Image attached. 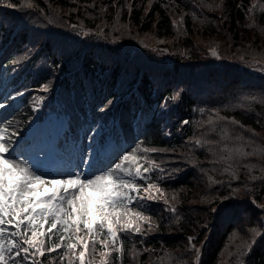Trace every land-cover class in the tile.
I'll return each instance as SVG.
<instances>
[{
    "label": "trees",
    "instance_id": "16d2710c",
    "mask_svg": "<svg viewBox=\"0 0 264 264\" xmlns=\"http://www.w3.org/2000/svg\"><path fill=\"white\" fill-rule=\"evenodd\" d=\"M29 2L31 9L0 6V80L7 120L20 137L36 119L59 116L65 124L55 140L59 157L74 152L70 143L80 144L86 133V140L94 137L97 170L136 144L167 150L145 155L166 170L151 176L177 211L144 202L157 225L146 235L128 234L116 251L97 243L88 259L264 264V182L243 168L239 180L232 178L211 162L208 146L191 143L219 113L226 121L218 123L235 119L228 127L245 138L230 146L264 147V0H21ZM106 99L111 106L98 111ZM244 162L255 164L251 175H264L261 156ZM102 251L110 254L101 257ZM34 259L71 264L63 247Z\"/></svg>",
    "mask_w": 264,
    "mask_h": 264
},
{
    "label": "snow or ice",
    "instance_id": "6c2138e0",
    "mask_svg": "<svg viewBox=\"0 0 264 264\" xmlns=\"http://www.w3.org/2000/svg\"><path fill=\"white\" fill-rule=\"evenodd\" d=\"M0 6L33 8L32 3L21 4V0H0ZM212 54L216 55L215 50ZM41 91L48 92L49 86L43 85ZM43 100L44 97H38L33 104L38 106ZM111 104L112 101L106 99L98 111L106 112ZM4 107L0 104V108ZM225 121L226 117L219 113L215 119L209 116L206 132L191 143L201 149L208 146V151L215 157L211 162L223 165L219 171L232 178L239 180L237 169L243 168L249 172L252 181L264 182V175H251L255 164L244 162L258 155L264 158V147H252L251 141L246 142L248 147H252L251 151L245 150L244 143L230 146L244 142L245 138L228 127V124H238L235 119L227 124L218 123ZM13 124L12 120L0 123V264H22L29 260L31 264H37L34 257L62 247L70 253L71 264H93L88 258L95 255L97 243L104 249L116 251L117 243H122L128 234L146 235L157 225L151 215L144 213V202H163L169 206L168 211H177L170 205L168 193L151 176L153 172L164 173L166 170L145 155L167 152L166 149H141L140 144H136L133 149L119 155L117 162L96 173L84 175L70 171L60 177L46 178L38 173L25 151H20V132L13 128ZM208 133L214 134L213 138H203ZM93 139L89 137L90 141ZM87 147L94 155L93 144L89 143ZM32 159L38 161V156ZM260 171L264 172V164ZM209 181L220 183L212 181L211 176ZM171 201H176L175 195ZM143 224H148L147 230L143 229ZM193 239L189 237V244L194 249ZM109 254L108 251L100 252L101 257ZM101 264H106V261L101 260Z\"/></svg>",
    "mask_w": 264,
    "mask_h": 264
},
{
    "label": "rangeland",
    "instance_id": "374dc122",
    "mask_svg": "<svg viewBox=\"0 0 264 264\" xmlns=\"http://www.w3.org/2000/svg\"><path fill=\"white\" fill-rule=\"evenodd\" d=\"M2 82H0V99L4 96V87ZM5 108L6 106L4 108H0V123H2L3 121L2 117H4ZM64 125H65L64 121L62 119H59V116H57L56 118H52L50 121H47L45 123L38 121L36 119L34 123L31 122L27 130H26L27 127L23 129L24 133L26 134L25 136H27L26 139L23 140L21 139L22 137L18 138L21 145L20 151H25L27 158L30 160L31 163L35 165L38 173L44 174L46 178H49L48 174L47 172L42 171V169H44L45 167L47 168L51 163L55 161L57 157V147L55 144L56 133L59 131V129H62ZM39 134H44V136L46 137L44 136L40 137ZM85 136L86 135H84V137ZM30 141H32L30 147H27L25 150H23L24 147ZM87 146L88 144H86V141L85 143L82 144V146H80L82 147V153L87 151L88 153H92V150H90ZM41 149H43V151H41ZM94 152H97L95 146H94ZM33 156H38V161L33 160L32 159ZM62 175L65 174L62 173L61 175L53 174L54 177H60Z\"/></svg>",
    "mask_w": 264,
    "mask_h": 264
}]
</instances>
